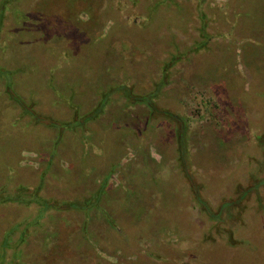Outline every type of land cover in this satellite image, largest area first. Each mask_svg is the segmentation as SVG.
Returning a JSON list of instances; mask_svg holds the SVG:
<instances>
[{"label":"rangeland","instance_id":"obj_1","mask_svg":"<svg viewBox=\"0 0 264 264\" xmlns=\"http://www.w3.org/2000/svg\"><path fill=\"white\" fill-rule=\"evenodd\" d=\"M2 3L0 264H264V0Z\"/></svg>","mask_w":264,"mask_h":264},{"label":"trees","instance_id":"obj_2","mask_svg":"<svg viewBox=\"0 0 264 264\" xmlns=\"http://www.w3.org/2000/svg\"><path fill=\"white\" fill-rule=\"evenodd\" d=\"M2 5L1 7H3L4 5V2L5 0H2ZM204 38L206 40H204V42H207L208 40L210 41L211 40V37L210 36H204ZM176 60H179L178 58V55L177 57L175 58V61H173L172 63L174 64L176 62ZM167 67L168 65L165 67L164 69V73L162 74L163 77L166 76L165 75V72L167 70ZM117 91H121L124 96L126 97V99L131 102L132 104H138V103H146V105H148L150 107V115L148 116V119L151 115H154L156 113V111H151V105H150V99L151 96L154 94V93H151V94H148V95H139L137 93H134L131 91V89L128 87V86H123L121 85L118 89H116ZM8 93L10 94L11 92L8 91ZM12 94V93H11ZM107 94H104L101 98V101L100 103L103 104H106L107 102ZM12 98L13 99H17V97L14 95H12ZM145 105V104H144ZM29 109H31L29 107ZM102 107L99 106V107H96L91 113L89 114H86L85 116H82L81 118H74L70 121H67L66 123H64L65 125H60L59 127L60 128H63L64 129H74L76 127H83L84 124L87 122V121H90V120H93L97 117V115L101 112ZM164 112V110L162 111ZM38 120V119H37ZM151 120V119H150ZM123 130H124V135H127L128 132H131L130 129L128 126L127 127H123ZM178 136L180 135V137H182L181 135L183 134V137L185 135V131H181L180 129L178 130ZM132 132L134 133L135 131L132 130ZM60 135H63L62 132H60ZM64 136V135H63ZM61 137V136H60ZM182 137V138H183ZM180 151V154H179V161L180 163L183 165L182 168H184V164H185V161H184V158H183V149H179ZM161 182V181H160ZM157 184V183H156ZM104 186V185H103ZM103 186H100L101 190L98 189L97 192H95L90 198H87L85 199V201L82 202H75V203H72L70 204V208H83L85 211H89L90 209H101V205H100V201H101V198H102V193L103 191L105 190V187ZM29 189L27 187H25L24 185H20L19 189L17 190V192L15 191H8L7 189H3V188H0V204H6V203H9V202H14V203H19V204H23V205H26V206H30L33 202H37L40 204L41 206V211H40V214H42L43 212H45V210H47V208L49 206H52L53 204H58V203H50L49 200H44V196L40 195L39 193V189H35L31 192L28 191ZM198 195V194H197ZM201 197V195H200ZM199 200V199H197ZM53 206H56V205H53ZM26 230V229H25ZM22 235L21 236H24V231H21ZM8 236V235H7ZM21 240V239H20ZM8 244V243H6Z\"/></svg>","mask_w":264,"mask_h":264}]
</instances>
